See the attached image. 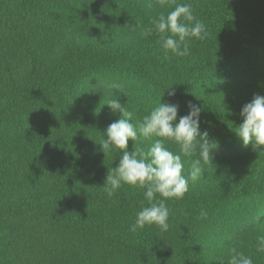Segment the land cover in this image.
Listing matches in <instances>:
<instances>
[{
    "label": "trees",
    "instance_id": "trees-1",
    "mask_svg": "<svg viewBox=\"0 0 264 264\" xmlns=\"http://www.w3.org/2000/svg\"><path fill=\"white\" fill-rule=\"evenodd\" d=\"M177 4L208 33L185 57L145 34ZM257 94L264 0H0V264H229L233 249L264 264V146L235 131ZM114 98L137 126L161 98L179 105L177 122L189 102L201 109L213 161L183 199L166 201V232L129 231L145 190H104L122 155L100 145L123 118ZM196 158L182 156L185 176Z\"/></svg>",
    "mask_w": 264,
    "mask_h": 264
},
{
    "label": "clouds",
    "instance_id": "clouds-1",
    "mask_svg": "<svg viewBox=\"0 0 264 264\" xmlns=\"http://www.w3.org/2000/svg\"><path fill=\"white\" fill-rule=\"evenodd\" d=\"M146 35L154 32L159 36V43L165 50L179 57L190 54L191 38L206 39L208 33L205 24L193 14L190 4H177L167 15L161 13L158 19L151 22ZM172 89V87L168 88ZM168 96H175V90L168 91ZM107 105L115 112L120 110L123 118L111 123L103 132L104 138L100 145L104 153L119 150L122 155L119 164L108 174L103 184L109 197L118 191L122 184L145 190L147 206L136 214L135 222L129 231L136 233L145 226L156 225L162 232L170 228L169 199H183L189 191V181L197 182L203 175V165L212 163L213 156L208 140V133L200 131L201 109L189 102L188 112L180 116L177 122L179 105L161 101L149 114L143 117L138 126L130 123L133 113L122 107L117 98L110 99ZM243 122L236 128V134L244 146L253 143L254 148L264 146V96L255 95L251 102L245 104L240 112ZM157 137L147 152L134 147L128 150V141L135 143L138 137ZM179 146V153L169 150L164 141ZM182 156L198 158L192 160L191 171L183 174ZM157 195L159 198H157ZM200 215L206 217V210ZM229 264H253L251 257L232 250ZM258 252H264V236L258 238Z\"/></svg>",
    "mask_w": 264,
    "mask_h": 264
}]
</instances>
